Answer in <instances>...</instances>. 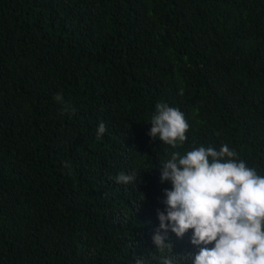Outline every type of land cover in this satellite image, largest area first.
Masks as SVG:
<instances>
[{
  "label": "trees",
  "instance_id": "16d2710c",
  "mask_svg": "<svg viewBox=\"0 0 264 264\" xmlns=\"http://www.w3.org/2000/svg\"><path fill=\"white\" fill-rule=\"evenodd\" d=\"M161 102L264 175V0H0V264H191L152 241Z\"/></svg>",
  "mask_w": 264,
  "mask_h": 264
},
{
  "label": "clouds",
  "instance_id": "9594fccd",
  "mask_svg": "<svg viewBox=\"0 0 264 264\" xmlns=\"http://www.w3.org/2000/svg\"><path fill=\"white\" fill-rule=\"evenodd\" d=\"M54 98L63 103L62 94ZM63 111L74 113L75 109L65 104ZM150 125L148 136L174 149L159 166L160 183H170L171 188L163 189L164 209L156 212L155 248L172 253L169 233L183 238L192 230L190 243L198 251L194 256L187 254L191 264H264V175L238 159L227 144L219 150L200 146L186 154L175 150L187 140L189 130L178 108L157 103ZM105 132L101 122L97 137ZM138 179L135 171L116 177L124 185L136 186ZM136 264H144L143 259ZM162 264L174 261L165 255Z\"/></svg>",
  "mask_w": 264,
  "mask_h": 264
}]
</instances>
